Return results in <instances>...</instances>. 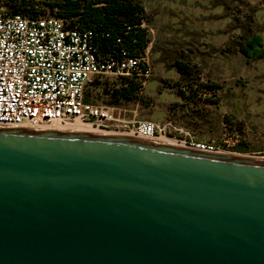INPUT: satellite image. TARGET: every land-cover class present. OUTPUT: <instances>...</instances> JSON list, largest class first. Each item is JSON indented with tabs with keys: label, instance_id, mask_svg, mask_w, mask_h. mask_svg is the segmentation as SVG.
Masks as SVG:
<instances>
[{
	"label": "water",
	"instance_id": "obj_1",
	"mask_svg": "<svg viewBox=\"0 0 264 264\" xmlns=\"http://www.w3.org/2000/svg\"><path fill=\"white\" fill-rule=\"evenodd\" d=\"M0 264H264V158L0 127Z\"/></svg>",
	"mask_w": 264,
	"mask_h": 264
},
{
	"label": "rangeland",
	"instance_id": "obj_2",
	"mask_svg": "<svg viewBox=\"0 0 264 264\" xmlns=\"http://www.w3.org/2000/svg\"><path fill=\"white\" fill-rule=\"evenodd\" d=\"M140 1L151 37L150 75L145 85L137 80L143 86L137 100L122 106L137 120L171 122L176 130L168 137L179 143L221 145L226 139H239L250 147L242 155L260 156L264 151V0ZM178 63L193 72L195 81L182 79ZM194 83L217 85L219 89L202 97L214 102L181 98L179 90L188 95L187 85ZM105 95L97 91L94 101L106 100ZM226 117L234 125L227 126ZM236 125L243 133L227 129L235 130Z\"/></svg>",
	"mask_w": 264,
	"mask_h": 264
},
{
	"label": "built area",
	"instance_id": "obj_3",
	"mask_svg": "<svg viewBox=\"0 0 264 264\" xmlns=\"http://www.w3.org/2000/svg\"><path fill=\"white\" fill-rule=\"evenodd\" d=\"M148 51L144 58L103 62L92 51L88 35L70 28L63 18L13 16L0 7V127L57 131L82 123L98 134L171 139L168 135L176 130L171 122L137 120L128 108L110 105L108 95L107 101H94L106 80L119 87L138 77L145 85L150 71L143 75L141 64L149 67ZM239 142L181 143L205 152L242 155L234 150ZM259 155L264 158V151Z\"/></svg>",
	"mask_w": 264,
	"mask_h": 264
},
{
	"label": "trees",
	"instance_id": "obj_4",
	"mask_svg": "<svg viewBox=\"0 0 264 264\" xmlns=\"http://www.w3.org/2000/svg\"><path fill=\"white\" fill-rule=\"evenodd\" d=\"M0 7L6 8L9 15H22L30 18L40 16H56L63 18L70 28L88 35L89 45L94 54L103 62H121L126 58H144L151 44L146 9L140 0H0ZM241 51L245 52L244 46ZM178 72L184 81H195L193 72L178 63ZM141 71L146 75L149 67L141 64ZM145 78V77H144ZM143 79V77H142ZM138 77L126 80L119 87L105 84L103 92L108 95L110 105L120 106L137 100L142 91V83ZM192 83V82H191ZM189 94L180 89V96L186 100L202 99L205 93L215 92L219 87L215 84L187 85ZM230 122L225 118V124ZM234 125L230 123V126ZM243 133L236 125L235 130ZM239 128V129H238ZM244 153L250 150L247 143H236L234 149Z\"/></svg>",
	"mask_w": 264,
	"mask_h": 264
},
{
	"label": "bare ground",
	"instance_id": "obj_5",
	"mask_svg": "<svg viewBox=\"0 0 264 264\" xmlns=\"http://www.w3.org/2000/svg\"><path fill=\"white\" fill-rule=\"evenodd\" d=\"M57 131H71V132H77V133H97L95 132L90 126L82 124V123H76L72 127L66 128V129H61ZM115 136V135H114ZM120 137H127L125 135H117ZM155 142H159L162 144H167V145H173V146H179V147H185L183 143H179L177 141H174L173 139H160ZM244 157H249V158H256V157H250L247 155H243Z\"/></svg>",
	"mask_w": 264,
	"mask_h": 264
}]
</instances>
